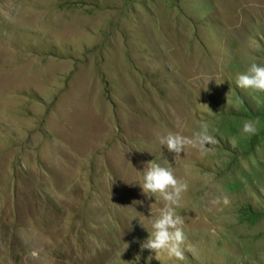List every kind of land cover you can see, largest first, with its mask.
<instances>
[{
	"label": "rangeland",
	"instance_id": "rangeland-1",
	"mask_svg": "<svg viewBox=\"0 0 264 264\" xmlns=\"http://www.w3.org/2000/svg\"><path fill=\"white\" fill-rule=\"evenodd\" d=\"M252 63L264 0H0V264H264V92L236 82ZM205 124L211 152L157 139ZM150 161L188 182L183 260L143 247Z\"/></svg>",
	"mask_w": 264,
	"mask_h": 264
},
{
	"label": "clouds",
	"instance_id": "clouds-1",
	"mask_svg": "<svg viewBox=\"0 0 264 264\" xmlns=\"http://www.w3.org/2000/svg\"><path fill=\"white\" fill-rule=\"evenodd\" d=\"M237 85L243 89L264 92V65L252 63L245 72L237 75ZM202 107H209L200 104ZM210 110V109H209ZM211 111V110H210ZM243 132L255 133L256 122L246 120L243 123ZM159 143L166 147L169 153L174 154V159L181 157L188 149L198 150L201 154L211 152L218 141L210 134L208 126L202 125L191 135H183L179 132L169 131L157 137ZM210 145L211 147H206ZM145 195L149 198L155 196L160 206L155 214L152 213L148 220L150 228L146 227L142 220V226L148 232V238L143 247L155 251L157 258L161 252L170 259H184L185 243V218L178 214L176 209L180 206L184 193L188 191V182L175 174V169L170 166H162L157 161L147 162L142 172V180L139 182ZM213 205H229L231 203L227 195L215 197ZM118 206V205H117Z\"/></svg>",
	"mask_w": 264,
	"mask_h": 264
}]
</instances>
